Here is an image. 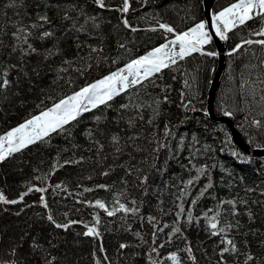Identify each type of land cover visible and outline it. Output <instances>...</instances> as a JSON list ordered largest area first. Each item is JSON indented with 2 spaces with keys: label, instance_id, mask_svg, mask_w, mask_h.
<instances>
[{
  "label": "trees",
  "instance_id": "obj_1",
  "mask_svg": "<svg viewBox=\"0 0 264 264\" xmlns=\"http://www.w3.org/2000/svg\"><path fill=\"white\" fill-rule=\"evenodd\" d=\"M234 1L214 2L213 16ZM104 3L0 0V138L174 39L160 24L179 32L205 19L203 0H129L127 12L124 0ZM262 27L255 17L228 32L214 101L252 149L264 148V46L233 49L264 39ZM218 63V53L177 58L0 161V191L18 201L0 202V264H176L173 253L179 264H264V154L210 115ZM97 200L137 211L109 216ZM217 213L226 231L213 235ZM49 214L78 223L57 228ZM229 239L236 251L224 253Z\"/></svg>",
  "mask_w": 264,
  "mask_h": 264
},
{
  "label": "snow or ice",
  "instance_id": "obj_2",
  "mask_svg": "<svg viewBox=\"0 0 264 264\" xmlns=\"http://www.w3.org/2000/svg\"><path fill=\"white\" fill-rule=\"evenodd\" d=\"M97 3L101 8L105 7L104 0H97ZM128 9L129 0H124V5L121 10L123 12H127ZM255 17L264 19V0H236V2L222 9L213 16L215 35L221 40H227L228 32L234 30L238 26H243L247 21L252 20ZM40 19L46 20L47 17H40ZM124 23L126 26H129L127 20H124ZM159 27L168 33L176 32L175 28L168 24H160ZM44 35H48V33H44ZM254 35L264 36V27H262L259 32H255ZM211 42L212 34L208 31L206 22L203 21L195 24L193 27H190L187 31L176 33L173 40L161 44L159 47L154 48L146 56H143L138 60H134L131 64H129L127 66L129 69L128 75H124L122 71L114 72L110 76H107L104 79L89 85L88 87L82 88L73 96L60 100L59 103H56L52 108H49L47 111L42 112L38 116L32 117L19 127L9 131L6 137L0 138V161H3L12 153L20 151L27 145L43 139L50 132H54L57 129L62 130L63 126L70 120H75L82 110L85 112L88 111L89 105L95 108L97 104H104L111 100L119 91L127 89L132 85L139 84L142 78L146 79L153 73H158L162 69L168 68L170 64H175L176 58L184 59L193 53H203L210 57L216 56V52H204V47ZM243 43H257L264 46V39L256 41L245 40ZM241 46L242 45L240 44L236 45L233 52L237 51ZM33 51L35 50L33 49ZM141 70H143L142 77L140 75ZM129 76H135V78L129 80ZM8 84L9 81L7 79H3L2 82H0V87H6ZM225 115L231 116L232 113L226 112ZM255 123L259 125L260 122L255 121ZM165 134L167 135V130ZM189 183H192V181H189ZM32 190V188H29V192ZM36 191L43 192L45 189L38 188ZM24 195H27V193L20 196L21 201L23 200ZM0 202L10 204L18 203L17 200H8L2 191H0ZM228 203H234V201H229ZM117 204L118 207H114L112 210H109L105 203L99 200L96 201V205L99 208L104 209L109 216H112L119 211H123L125 213H134L137 211L135 207L128 208L126 205L119 203V201H117ZM133 204H135V201H133ZM44 206L47 207V204L45 203ZM182 211L183 208H181V212ZM218 215L219 214L217 213L209 218L210 228L217 230L213 231V235L224 233L226 231L225 227L218 228ZM205 216H207V213H205ZM47 219L51 221L55 227L63 229L69 228L71 224L78 223L77 221H69L65 224H57L51 214L48 215ZM192 219V216L189 214L188 220L192 221ZM98 223L99 218L97 217L96 225H98ZM96 225H85L87 230L83 233V235L99 237L100 232ZM227 228H231V225H228ZM175 231L179 232L180 229L176 228ZM226 243L231 245V248L225 247L223 249L224 253L236 251V246L232 240H226ZM120 247L125 248L127 245L122 244ZM189 251H191V249H189ZM170 259L175 261L176 264H179L177 254L173 253L170 256ZM251 259L252 257L248 256V260Z\"/></svg>",
  "mask_w": 264,
  "mask_h": 264
},
{
  "label": "water",
  "instance_id": "obj_3",
  "mask_svg": "<svg viewBox=\"0 0 264 264\" xmlns=\"http://www.w3.org/2000/svg\"><path fill=\"white\" fill-rule=\"evenodd\" d=\"M215 0H203L204 7H205V19L207 21V25L209 28L210 33L212 34L213 42L218 51L219 63L214 75V78L211 83V87L209 89V96H208V109L210 115L221 122H224L228 125L231 134L236 141V143L244 150L251 152V154H264V148H255L252 149L246 140L243 138L241 132L237 129L235 125V121L226 116V115H217L214 111V98L216 96L217 90L219 88L220 77L225 67V57L227 53V45L224 40H221L218 36L215 35V29L213 27V12L212 6Z\"/></svg>",
  "mask_w": 264,
  "mask_h": 264
},
{
  "label": "rangeland",
  "instance_id": "obj_4",
  "mask_svg": "<svg viewBox=\"0 0 264 264\" xmlns=\"http://www.w3.org/2000/svg\"><path fill=\"white\" fill-rule=\"evenodd\" d=\"M216 1H219V0H215V2ZM234 2H236V1H234ZM234 2H232V3H234ZM232 3H230L229 5H227V6H225L224 8H226V7H228V6H230ZM224 8H222V9H224ZM221 9V10H222ZM221 10H219V11H221ZM219 11H215V13L217 14ZM203 22H205L204 20H202ZM202 21H200V22H202ZM199 22V23H200ZM197 24V23H196ZM195 25V24H194ZM194 25H192L191 27H193ZM188 29H186V31H187ZM180 32H182V31H179V33ZM176 33H178V32H175L174 34H176ZM173 40V39H172ZM171 41V40H170ZM243 43V42H242ZM153 49H151L150 51H148L145 55H143V56H146L149 52H151ZM178 50V49H177ZM204 50H212L211 48H209V46L208 45H206L205 47H204ZM143 56H141V57H143ZM140 57V58H141ZM139 58V59H140ZM177 59V58H176ZM120 71H122L123 72V74H129V69H128V67L126 66L123 70L121 69ZM119 71V72H120ZM140 75H141V77L143 76V70H141V73H140ZM132 77H134L135 78V76H129V78H132ZM215 98H216V96H215ZM215 98H214V101H215ZM59 103V102H58ZM215 109V108H214ZM229 117V116H228ZM231 118V117H230ZM27 121V120H26ZM26 121H24L23 123H25ZM23 123H21V124H23ZM20 124V125H21ZM19 125V126H20ZM19 126H17V127H19ZM17 127H15V128H17ZM14 129V128H13ZM11 131V130H10ZM5 137V136H4ZM6 147H7V145H6Z\"/></svg>",
  "mask_w": 264,
  "mask_h": 264
}]
</instances>
